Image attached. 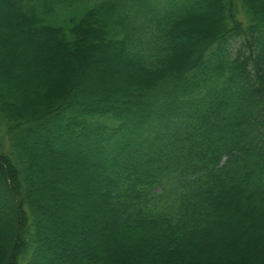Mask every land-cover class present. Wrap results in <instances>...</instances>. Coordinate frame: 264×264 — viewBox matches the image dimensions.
<instances>
[{
    "label": "trees",
    "instance_id": "16d2710c",
    "mask_svg": "<svg viewBox=\"0 0 264 264\" xmlns=\"http://www.w3.org/2000/svg\"><path fill=\"white\" fill-rule=\"evenodd\" d=\"M2 20L40 111L0 89L2 264H264V0H0Z\"/></svg>",
    "mask_w": 264,
    "mask_h": 264
},
{
    "label": "rangeland",
    "instance_id": "374dc122",
    "mask_svg": "<svg viewBox=\"0 0 264 264\" xmlns=\"http://www.w3.org/2000/svg\"><path fill=\"white\" fill-rule=\"evenodd\" d=\"M8 22L3 21L0 22V30L3 28L8 29ZM89 39L86 37L83 40V43H87ZM83 43L81 45L83 46ZM80 45V46H81ZM21 66L20 64H18ZM22 68L24 67H18V70L20 71L19 74H12L11 73V68L9 65H6L5 63L0 61V89L3 90L5 93L8 94V97L10 98L8 103L3 102V107L6 109V112L9 114V116L17 117L18 119H24L26 117H36L39 116L40 111L37 110V106L35 102H33V99H29V94H27L25 88L30 85V83L27 82L28 77L30 76L29 73H25L22 71ZM22 75V77H21ZM37 79L35 80L34 83H32V86L36 89H40L42 83L39 81H42L44 77H39V75L36 77ZM56 87V93L59 95L61 94L62 90L60 88V82L55 83ZM8 92H7V91ZM51 93L48 96V99L50 98ZM52 96L55 98L57 97L55 94L52 92ZM60 96V95H59ZM61 97V96H60ZM59 97V98H60ZM47 98V97H46ZM58 98V99H59ZM52 99V98H51ZM56 99V98H55ZM47 100V99H46ZM4 101H7L4 99ZM0 142L3 143V147L6 149V135H5V128L0 124ZM8 149V148H7ZM13 227L17 228V223H13ZM15 228V229H16ZM10 239V238H9ZM8 239V236L6 238L0 239V264H2V260L4 259L5 256L8 254V249L6 251V248H8V244L10 243V240ZM3 247V249H2Z\"/></svg>",
    "mask_w": 264,
    "mask_h": 264
}]
</instances>
